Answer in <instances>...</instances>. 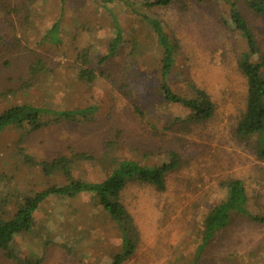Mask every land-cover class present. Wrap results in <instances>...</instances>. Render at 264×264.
Returning a JSON list of instances; mask_svg holds the SVG:
<instances>
[{
	"label": "rangeland",
	"instance_id": "374dc122",
	"mask_svg": "<svg viewBox=\"0 0 264 264\" xmlns=\"http://www.w3.org/2000/svg\"><path fill=\"white\" fill-rule=\"evenodd\" d=\"M219 3L183 0L155 9L181 47L174 74L165 76V82L190 100L197 98L191 90L195 86L215 106L209 121L183 133L176 120L189 111L163 100L159 49L150 30L128 8L110 7L124 40L115 49L116 56L103 60L113 38L112 16L96 0H0V36L9 48L0 58V81L28 74V59L38 57L46 63L30 88L0 97V114L21 104L55 111L95 108L83 123H62L30 134L21 145L25 154L44 161L86 153L92 160H74L70 170L96 183L112 172L117 160L143 157L145 166H162L169 162L170 151L181 159L180 167L167 175L164 192L141 184L122 192L121 202L140 237L136 256L124 264H189L205 214L225 199L234 180L243 184L249 211L264 217L259 143L255 137L243 143L234 136L245 107L246 83L237 68L245 45L222 20L226 7ZM240 9L264 55V17L252 14L244 4ZM57 22L60 47L41 44ZM81 55L104 76L91 84L79 82L76 61ZM21 133L7 128L0 134V219L11 218L26 195L64 182L63 177L46 178L38 168L22 164ZM96 204L88 195L47 197L32 214L33 227L14 238L11 250L31 261L44 255L41 264H111L120 239ZM0 264L15 263L0 251ZM200 264H264V223L233 216Z\"/></svg>",
	"mask_w": 264,
	"mask_h": 264
},
{
	"label": "trees",
	"instance_id": "16d2710c",
	"mask_svg": "<svg viewBox=\"0 0 264 264\" xmlns=\"http://www.w3.org/2000/svg\"><path fill=\"white\" fill-rule=\"evenodd\" d=\"M28 3L34 0H27ZM102 9L111 13L112 16V41L109 52L102 59L110 55L116 56L115 49H119L123 43L122 28L111 6L128 8L136 17L150 30L159 49L162 83L159 86L163 100L178 108L189 111L183 120H176V126L180 132H187L195 126L209 121L215 111V106L201 89L191 87L194 100L181 97L165 82V76L174 74L177 56L181 47L178 41L170 34L167 26L155 13V9L166 8L183 0H153L143 2H130L129 0H96ZM132 1V0H131ZM239 1L244 4L252 14L264 17V0H220L226 7L224 14L226 25L242 39L245 51L240 54L237 68L246 83V97L244 111L239 115L234 128V136L239 142L249 143L255 137L259 143L258 158L264 161V55L259 50L257 40L249 24L241 13ZM59 22L53 25L41 40L46 46L59 48L62 41L59 36ZM119 47V48H118ZM0 58L8 55L9 48L3 45L0 36ZM33 53V50L26 48ZM2 54H4L2 56ZM115 54V55H114ZM31 58V57H26ZM1 60V59H0ZM102 60V61H103ZM80 68L76 78L81 83L91 84L105 73L97 72L90 66L88 57L81 55L77 57ZM6 65H10V63ZM27 73L7 78L0 81V97H4L31 87L33 81L42 70H46L44 59L35 57L26 62ZM20 74V73H19ZM25 75L24 78H21ZM27 75V76H26ZM27 77V78H26ZM18 85L17 89L11 86ZM196 95V96H195ZM95 112V108L87 107L81 110L55 111L48 108L36 107L30 104L15 105L0 114V134L7 128H17L22 131L19 136L18 153L21 162L26 167L38 168L46 178L52 176L63 177L64 182L59 187H49L35 195L25 196L20 208L11 218L0 219V251L6 260L15 264H41L44 255L35 261L22 258L10 248V243L15 237L28 232L33 227L32 214L47 197L73 199L75 197L88 195L95 200L105 215L110 219L114 232L120 239V249L114 255L111 264H124L131 261L139 246V232L134 219L121 202L122 192L133 184L149 185L159 192L166 190L165 180L168 174L178 169L181 159L177 153L169 152V162L162 166H145L141 160H117L112 172L100 182H90L74 175L70 170L72 161H90L92 158L86 153L74 154L73 156H59L50 160L36 161L33 157L25 154L21 145L30 134L47 129L62 123H83L89 119V115ZM135 113L142 116L135 108ZM90 115V116H91ZM20 146V148H19ZM226 197L223 201L213 206L204 216L198 241L189 264H200L203 255L210 244L231 224L233 216L246 218L257 224L264 223V217L252 214L247 205L248 196L241 181L234 180L226 188ZM19 256V257H18ZM22 258V259H21Z\"/></svg>",
	"mask_w": 264,
	"mask_h": 264
}]
</instances>
